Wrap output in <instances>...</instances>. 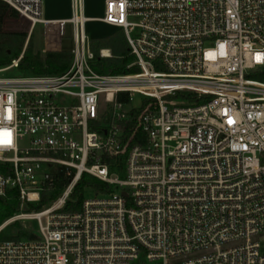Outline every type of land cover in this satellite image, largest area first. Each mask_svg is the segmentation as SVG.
Here are the masks:
<instances>
[{"label": "built area", "instance_id": "obj_1", "mask_svg": "<svg viewBox=\"0 0 264 264\" xmlns=\"http://www.w3.org/2000/svg\"><path fill=\"white\" fill-rule=\"evenodd\" d=\"M0 1L3 30L42 25L47 53L73 32L65 73L0 75V197L36 204L68 179L0 227L38 224L0 240V264H264V0H106L101 20L139 69L124 75L92 69L86 0L68 20L45 19L44 0ZM84 174L112 191L65 211Z\"/></svg>", "mask_w": 264, "mask_h": 264}, {"label": "trees", "instance_id": "obj_2", "mask_svg": "<svg viewBox=\"0 0 264 264\" xmlns=\"http://www.w3.org/2000/svg\"><path fill=\"white\" fill-rule=\"evenodd\" d=\"M8 11V5L0 1V69L6 68L18 59L24 51L20 59L17 70L23 75H53L58 76L65 73L73 63V53L71 51L42 53L35 47L34 35L32 34L26 44L28 34L25 32H5L3 30L4 18ZM90 48L94 54V58L90 61L92 69L103 75H124L136 73L139 71L137 67L128 68V65L134 61V56L130 53V48L126 40L124 32H117L109 37L97 38L90 40ZM110 48L112 56L102 58L100 50ZM25 49V50H24ZM253 78L264 82V68L253 75ZM137 111V115H138ZM134 125V121L130 123V128ZM136 141V140H135ZM0 164V171H3ZM58 182L54 188L46 189L41 196L40 202L36 204H24L19 196L18 190H10L6 196L0 197V227L10 218L21 211L40 212L49 207L62 193L68 184V179L64 176L63 170L59 172ZM93 190L97 194L108 193L112 191L108 185L97 178L84 174L75 187L70 200L68 201L65 211H80L85 198L86 190ZM17 222V221H16ZM18 227L16 235L5 234V229L0 231V240L23 238H34L32 232ZM10 224V225H11ZM9 226V225H8Z\"/></svg>", "mask_w": 264, "mask_h": 264}, {"label": "rangeland", "instance_id": "obj_3", "mask_svg": "<svg viewBox=\"0 0 264 264\" xmlns=\"http://www.w3.org/2000/svg\"><path fill=\"white\" fill-rule=\"evenodd\" d=\"M71 1V0H70ZM102 9H103V0H89V12L90 13H95V14H101L102 13ZM43 16H46V0H44L43 2ZM89 29H90V33H88L89 35V39H93L96 38L95 35L97 34H104L105 31H108L109 28L104 27L101 23L99 22H93L89 24ZM72 30H71V26L69 27V30L67 32L69 37L68 39H72ZM34 35V41H35V47L36 49H39L42 53H47L44 50V27L42 25H39L35 28L34 32L32 33ZM30 37L27 38L26 44L28 42ZM68 50H70L71 48H73V44H71V41L67 42V47ZM25 50V49H24ZM24 51L21 53L20 57L21 58L23 56ZM15 59L14 61L19 60ZM13 61V62H14ZM0 75H6V76H19V75H23L20 71L17 70V68L11 69L6 73H0ZM135 99V104L137 106H139L142 102H143V97L139 94H135L134 96ZM171 99V98H168ZM23 144H26L25 142ZM97 196L101 197V195H98L97 193H95L93 190H86L85 192V198L86 199H94ZM21 213H30V212H25V211H21ZM45 220V219H44ZM15 223H19L18 226L22 227V229L29 231V232H34V231H38V224L37 222L33 221V220H19ZM18 232V227L15 226V224H11L9 226L6 227L5 229V234L7 235H16ZM262 245H263V249H264V241H261ZM146 264H164L163 261H148Z\"/></svg>", "mask_w": 264, "mask_h": 264}, {"label": "crops", "instance_id": "obj_4", "mask_svg": "<svg viewBox=\"0 0 264 264\" xmlns=\"http://www.w3.org/2000/svg\"><path fill=\"white\" fill-rule=\"evenodd\" d=\"M105 9H106V0H103L102 13L99 15L95 14V13H90L89 12V0H86V16L89 19H92L91 21H89L87 23V32L88 33L91 32L89 29V24L93 23V22H99L104 27L109 28V30L105 31L104 34L95 35L96 38H93V39L105 38V37H109V36H111L117 32H124L123 29L116 27V26L106 24L101 20L105 15ZM71 16H72V7H71V1L70 0H46V16H45V19H47V20H68L71 18ZM70 26L71 25H68L65 37L62 39V41L59 42V45H57V47H56L57 51H59V52L72 51V48L70 50H68V48H66L67 42L71 41V44H73V39L69 40L68 39L69 37H67L68 36L67 32H68ZM71 30H72V26H71ZM105 49L111 50L110 48H105Z\"/></svg>", "mask_w": 264, "mask_h": 264}, {"label": "water", "instance_id": "obj_5", "mask_svg": "<svg viewBox=\"0 0 264 264\" xmlns=\"http://www.w3.org/2000/svg\"><path fill=\"white\" fill-rule=\"evenodd\" d=\"M125 196H127V193H124Z\"/></svg>", "mask_w": 264, "mask_h": 264}, {"label": "bare ground", "instance_id": "obj_6", "mask_svg": "<svg viewBox=\"0 0 264 264\" xmlns=\"http://www.w3.org/2000/svg\"><path fill=\"white\" fill-rule=\"evenodd\" d=\"M92 19H89V21H91Z\"/></svg>", "mask_w": 264, "mask_h": 264}]
</instances>
